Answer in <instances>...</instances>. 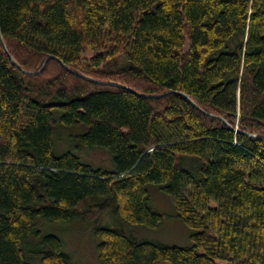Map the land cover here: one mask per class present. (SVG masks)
I'll return each mask as SVG.
<instances>
[{"label":"trees","instance_id":"trees-1","mask_svg":"<svg viewBox=\"0 0 264 264\" xmlns=\"http://www.w3.org/2000/svg\"><path fill=\"white\" fill-rule=\"evenodd\" d=\"M0 32L53 57L0 43V264H75V224L98 264H264V0H0ZM154 188L190 245L140 236Z\"/></svg>","mask_w":264,"mask_h":264},{"label":"rangeland","instance_id":"rangeland-1","mask_svg":"<svg viewBox=\"0 0 264 264\" xmlns=\"http://www.w3.org/2000/svg\"><path fill=\"white\" fill-rule=\"evenodd\" d=\"M86 160L93 161L98 166H108V157L104 152H92L85 156ZM152 201L160 212L165 215L164 224L154 229L140 228V236L154 242L176 246L190 245L192 232L186 226L176 220V212L173 211V201L158 193L157 189H151ZM154 206V207H156ZM156 207V208H157ZM174 215V217H173ZM57 235L62 238L64 249L70 254L75 264H98L96 239L91 235L90 228L82 224L68 226V228H57ZM226 264V263H220Z\"/></svg>","mask_w":264,"mask_h":264},{"label":"water","instance_id":"water-1","mask_svg":"<svg viewBox=\"0 0 264 264\" xmlns=\"http://www.w3.org/2000/svg\"><path fill=\"white\" fill-rule=\"evenodd\" d=\"M0 43H2V45H3V49H4V52L6 53V54H8V56H9V59L11 60V62H12V64H14L15 66H16V68H18L22 73H24L25 75H33V76H36V75H39V73H41L45 68H46V66H47V64H48V61H50V59H52L53 57L52 56H49V57H47L45 60H44V62H43V65H42V67L38 70V71H35V72H31V71H25V70H23L22 68H21V66L19 65V64H17L16 62H15V60L13 59V57L11 56V54H9L8 53V51H7V47H6V43H4V40H3V37H2V34H1V32H0ZM64 68H65V70H67L69 73H74L76 76H78V77H80L81 79H85V80H87V81H92L89 77H87L86 75H82V74H80V73H78V72H74V71H71L69 68H67L66 66H65V64L62 62V61H59V60H57ZM93 82V81H92ZM95 83H97V84H99V85H103V86H106V85H109V86H114V87H121V88H124V89H127V88H125L124 86H122L121 84H119V83H112V82H98V81H94ZM129 89V88H128ZM127 89V90H128ZM130 91H132L131 89H129ZM133 92V91H132ZM135 94H136V92H134ZM169 93H165V94H161V96H150V97H148V96H144L146 99H150V98H154V99H158V98H161L162 96H166V95H168ZM181 94V93H180ZM182 96L184 95V94H181ZM185 97H186V99L187 100H189V102H190V104L193 106V107H195L198 111H201L202 113H204L205 115L207 114V115H209L210 117H213V118H219V119H221L220 117H216V116H214V115H212V114H209V113H207L206 111L204 112L197 104H196V102L195 101H193V100H191L190 98H188L186 95H184ZM234 131H236V132H241V131H238L237 129H234ZM247 136H252V137H254V135H252V134H247V133H245Z\"/></svg>","mask_w":264,"mask_h":264}]
</instances>
